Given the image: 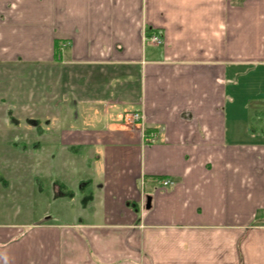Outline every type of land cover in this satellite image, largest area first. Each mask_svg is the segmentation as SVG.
<instances>
[{"label":"crops","instance_id":"0c3cea01","mask_svg":"<svg viewBox=\"0 0 264 264\" xmlns=\"http://www.w3.org/2000/svg\"><path fill=\"white\" fill-rule=\"evenodd\" d=\"M8 200L0 264H264V0H0Z\"/></svg>","mask_w":264,"mask_h":264},{"label":"rangeland","instance_id":"374dc122","mask_svg":"<svg viewBox=\"0 0 264 264\" xmlns=\"http://www.w3.org/2000/svg\"><path fill=\"white\" fill-rule=\"evenodd\" d=\"M76 189H78V186H76ZM36 201L34 202H30V203H24V202H21V201H12V200H8L5 205H3L2 202H0V212L4 211L6 213H10V214H14L15 212H18V211H23V212H28V211H33L35 210V212L38 210V211H41L42 208H44V205H43V202H39V203H36L34 205H32L33 203H35ZM70 206H72V204H70ZM59 207L57 206V209ZM54 211V209H53Z\"/></svg>","mask_w":264,"mask_h":264},{"label":"built area","instance_id":"2783aa9c","mask_svg":"<svg viewBox=\"0 0 264 264\" xmlns=\"http://www.w3.org/2000/svg\"><path fill=\"white\" fill-rule=\"evenodd\" d=\"M150 41L152 43H160V40L157 37H151ZM127 120L134 122V123H137L141 120V115H139L138 113H134V114L128 116ZM149 134H150V137L153 136L151 133H149ZM169 185H170V182H168V181L161 182V186H163V187H167Z\"/></svg>","mask_w":264,"mask_h":264},{"label":"water","instance_id":"95a60500","mask_svg":"<svg viewBox=\"0 0 264 264\" xmlns=\"http://www.w3.org/2000/svg\"><path fill=\"white\" fill-rule=\"evenodd\" d=\"M150 203V199L149 198H147V204H146V208H149V204Z\"/></svg>","mask_w":264,"mask_h":264},{"label":"trees","instance_id":"16d2710c","mask_svg":"<svg viewBox=\"0 0 264 264\" xmlns=\"http://www.w3.org/2000/svg\"><path fill=\"white\" fill-rule=\"evenodd\" d=\"M148 134V133H147ZM149 135V134H148Z\"/></svg>","mask_w":264,"mask_h":264}]
</instances>
